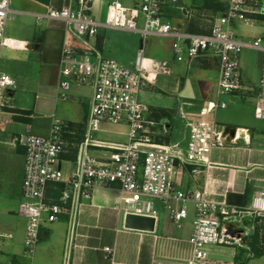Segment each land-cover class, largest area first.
I'll return each instance as SVG.
<instances>
[{
  "label": "built area",
  "instance_id": "built-area-1",
  "mask_svg": "<svg viewBox=\"0 0 264 264\" xmlns=\"http://www.w3.org/2000/svg\"><path fill=\"white\" fill-rule=\"evenodd\" d=\"M256 1L227 0L225 12L206 34L182 31L171 24L168 9L177 8L187 13L179 6L178 0H136L133 7L115 0L108 6L104 23L90 16L91 0H77L78 10L72 7L48 9L44 18L63 21L67 25L66 31L72 34L71 38L65 39L62 48L59 90L68 92L72 85L85 86L92 90L93 95L89 101L83 140L78 145H71L77 148V156L68 179H64L62 170L56 167V162L69 147L64 140L65 134L69 133L67 123L53 121L47 136L20 134L12 140L13 147L24 148L21 185L24 201L20 213L26 219L24 256L31 261L30 264H35L33 259L44 222L55 223L67 217L72 244L83 201L89 199L96 188L115 186L121 193V199L114 210L122 211L125 216L150 217L158 222L157 203H160L168 210L170 220L180 226L188 216L187 203H193L192 257L186 262L156 261L155 264H222L213 258V250L240 246L248 236L244 221L252 216L264 217V188L248 205L236 207L226 202L207 200L205 191H183L177 182L182 169L192 168L194 174L201 168L209 169L213 166L209 160L213 149L237 142V137H231L228 128L226 131L217 128L215 113L227 108L222 96L247 99L245 93H254L251 98L254 116L264 121V35L242 42L230 29L233 23L246 24L249 21L248 15L256 12ZM13 14L11 0H0V113L16 110L17 82L3 71L4 52L26 48L25 43L6 36ZM38 18L40 21L41 17ZM140 21L142 28H139ZM103 29L138 33L143 40L149 36L172 38L173 55L178 61L211 58L218 62L216 99H206L198 106V111L191 114H187L183 106L180 108V116L189 129L184 143L157 145L153 142L156 124L150 118V106L141 99L147 85H153L160 75H170V64L145 57L144 49L138 51L130 67L104 58L93 47H87L86 42ZM77 41L85 47L74 46ZM244 49L259 51L263 55L260 79L255 89H249L242 79L240 57ZM59 98L67 99L65 95H59ZM189 102L185 105L195 106ZM104 123L126 126L128 143L97 140L94 135L102 132ZM4 130L5 121L0 120V131ZM239 130L243 129H236ZM245 131L250 133L248 129ZM243 140L248 141L249 138L243 136ZM90 148L101 150L103 155L91 157ZM50 184L63 186L56 202L47 201ZM11 238L12 235L0 232V244L1 240ZM104 253V258L114 264V249L106 247Z\"/></svg>",
  "mask_w": 264,
  "mask_h": 264
},
{
  "label": "crops",
  "instance_id": "crops-1",
  "mask_svg": "<svg viewBox=\"0 0 264 264\" xmlns=\"http://www.w3.org/2000/svg\"><path fill=\"white\" fill-rule=\"evenodd\" d=\"M91 1V14L94 15L98 13L99 5L108 0ZM118 1L123 3L122 0ZM256 2L257 5L254 6L256 12L248 15L249 21L246 24L233 23L230 25L231 31L239 41L250 42L264 35V0ZM223 3L226 4L227 0ZM50 7L78 9V2L77 0H11V10L14 14L7 25L6 36L25 43L26 48L21 51H5L2 68L5 73L16 80L17 91L27 96L21 100L23 102L21 107L11 111V118L18 112H31V116L27 123L18 122L12 118L8 126H12L10 135L13 140L19 134L47 136L53 121L60 118L67 122L69 133L65 134L64 140L69 147L67 152L61 155L60 160L64 165H70L69 175L64 177L68 179L77 156V148L71 145L75 144L73 141L78 131L84 130L87 118L84 122L82 121L84 109L79 107L78 101L81 99L74 94L70 95L73 101L70 105H60L62 100L59 98L58 84L62 48L65 39L71 38L72 34L66 31L67 25L63 21L44 18ZM185 9L186 14L177 8L167 10L171 24L182 31L190 32L191 29L193 33H209L213 23L221 16L220 12L212 13L211 10H202V12ZM206 16H211L213 21L209 23L207 20L209 17ZM38 17H41L40 21ZM137 35L140 34L125 30L103 29L95 38L87 39L86 42L87 47H93L104 58L114 59L130 67L137 55L135 53L139 51L137 42H134ZM162 39L168 41L169 44L168 46L160 44L164 49V55L168 57L172 55L175 59L172 51L173 39ZM73 45L78 48L85 47L80 41ZM244 51L257 52L261 55L257 71L254 67L256 64H251L246 56L243 57ZM262 58L261 52L252 49H244L241 54V75L244 84L249 89L257 87ZM161 61L170 64L172 73L173 61L171 59ZM178 62H184L185 67L177 72L179 79H177L175 89L172 90L177 100L174 98L166 100L155 93H150L149 90L156 87V81L153 85H147L143 91V98L151 109L150 118L157 126L152 136L153 142L157 145L182 144L188 138L189 129L186 127V121L183 126L178 124L174 126L172 121L166 123L165 118H169L168 114L173 105L178 106L179 103L191 101L195 104V108H198L206 99L214 100L217 96L219 72L216 60L201 58L192 62L186 60ZM245 95L250 101L229 96V102L233 105L253 106L251 98L255 94L248 91ZM155 114L161 117L157 121L154 119ZM176 127L179 129L174 130ZM235 129L251 131L249 140L244 141L240 138L235 144L213 149L209 157L213 166L209 169L201 168L196 174L192 172V168L182 169L177 182L180 189L186 192L205 191V198L216 203H228L229 194L242 195L244 197L243 206L248 205L254 195L263 190L264 129L255 130L247 125L237 126ZM175 131L177 141L173 139ZM0 133L1 135L8 133V127L5 126V130ZM79 135L81 136V133ZM117 135L110 143H128L126 128ZM89 154L91 157L98 158L103 155V152L90 148ZM23 167L24 148H15L11 142L0 139V215L7 223L3 227L2 224L0 225L2 227L0 232L12 235V238L8 240H15L13 245L0 244V254L4 256L1 264H30L31 262L24 256L26 220L20 213V206L24 201L21 190L24 177ZM59 194L60 185L50 184L47 189V201H58ZM120 199L121 193L116 186L93 190L90 198L83 201L72 244L69 240L70 227L67 217L55 223L44 222L40 229V240L33 259L34 263L110 264L104 258L106 247L114 249V264H155L156 261L176 263L186 262L192 257L190 237L195 216L192 202L187 203L189 212L185 222L188 221L189 224L181 225V222L180 226H177L170 220V216L163 222L158 216L154 232H141L124 227V213L114 210V207L120 203ZM157 205V210L158 208L167 210L160 203ZM19 221H21V232H16L11 227ZM223 248L225 247L215 248L216 253L219 255L217 250ZM233 256L235 254L230 253L228 261H231ZM258 261L260 258L251 259L247 264Z\"/></svg>",
  "mask_w": 264,
  "mask_h": 264
},
{
  "label": "rangeland",
  "instance_id": "rangeland-1",
  "mask_svg": "<svg viewBox=\"0 0 264 264\" xmlns=\"http://www.w3.org/2000/svg\"><path fill=\"white\" fill-rule=\"evenodd\" d=\"M115 0H108V1H103L99 7L98 13L92 16L96 21L100 23H104L106 20V15L108 11V6ZM123 4L127 7H133L134 4H136V0H122ZM179 1V6L187 9H192L197 10V11H202V10H211L212 13H217L215 12L212 8H209V5L205 2V0H178ZM219 2L223 3L225 0H218ZM223 1V2H222ZM223 5H226L223 3ZM191 7V8H190ZM78 10V9H75ZM226 10V6H225ZM203 12V11H202ZM225 12V11H224ZM209 14V12H206ZM211 15V14H210ZM213 16V15H212ZM209 17V16H206ZM208 22H212L213 18L211 16L207 19ZM143 24L140 21L139 23V28H142ZM72 37V36H71ZM134 42H137V48L144 49V56L149 57L155 60H165V59H171L173 61L174 67L173 72L166 76V75H160L158 76L156 80V87L152 88V90H149L150 93H155L159 95L163 99H168V98H174L177 100V96L174 95L173 91L176 86L177 79V72L180 70H183L185 67L184 62H178L176 59L173 58L172 55L170 57L164 55L163 48L161 47L162 44H167L168 46V41H163L162 38H158L155 36H149L146 40H143V38L140 35H137L136 38L134 39ZM170 43V42H169ZM137 53H135L136 55ZM247 57L251 64H256L255 69L257 71L258 63L261 59V55L257 52H249V51H244L243 57ZM135 57V56H134ZM5 65V64H4ZM262 66V64H261ZM189 89V88H188ZM60 95H65L66 100H62L60 102V105H70L73 101L70 99V95L74 94L78 96L81 100L78 101L79 107H82L84 109V114H83V119L82 121H85V118L88 116V110H89V101L92 98V90L90 88H87L85 86H73L71 87L70 91L64 92V91H59ZM144 93V92H143ZM143 95L141 96V99L144 103H146L145 99L143 98ZM26 95H22L19 93V91H16L15 96H14V103L16 108L21 107V100H24L26 98ZM216 99V98H215ZM172 100V99H171ZM221 100L226 102L227 108L226 109H219L215 113V120L217 123V128L221 131H226L227 128H236L237 126H242V125H247L250 126L251 128L255 130H263L264 129V121L263 120H257L254 116V107L253 106H244L242 104H236L233 105L232 103L229 102V96H222ZM238 101V100H237ZM189 101H186L184 103H179L178 106L177 104L173 105L171 111L169 112V118H165L167 121L166 123H170L171 121L173 122L174 126L176 124L183 126L185 123V120L182 119L180 116V108L183 106V110L187 114L194 113L195 111H198V108H195V106H186ZM156 117L160 115H154ZM13 118V117H12ZM11 118V112H5V113H0V120H5V126L8 127V133L2 134L0 133V139L4 140L6 142H11L12 143V137L10 135V131L12 129V126L10 125V120ZM59 117H57L58 119ZM156 121L157 119L154 118ZM61 122L67 123L63 121L62 119H58ZM87 121V119H86ZM86 121L84 123V130H85V125ZM82 122V123H83ZM16 128V127H13ZM127 127L123 125H111L104 123L101 126L102 132H98L94 135V137L97 140H101L104 142H110L114 141L115 137L118 136V132L124 131V129ZM179 129V127L174 128V130ZM157 130V126L153 128V133L155 134V131ZM173 134V139L177 141V132L175 131ZM20 135V134H19ZM153 136V134H152ZM10 146V145H9ZM8 146V148H10ZM56 167L60 168L63 172L64 177L69 175L70 171V165H64L61 160H58L56 162ZM1 211V210H0ZM158 216L160 220L163 222L165 219L169 217L168 211L165 210L164 208H158ZM189 219V218H188ZM26 220V219H25ZM0 222L1 226L3 227L4 224H7L5 222V219L3 218L2 215H0ZM9 224V223H8ZM181 224V223H180ZM189 224L188 221L185 222L182 221L181 225ZM11 225V224H10ZM26 226V225H25ZM244 226L247 228V233L248 236L244 237V240L240 243V246L234 245L233 247H225L223 249H218L219 255L216 253L215 250L214 257L216 260H218L222 264H247L251 259H256L258 257L255 256L256 250L258 252H261L262 256H260V261L253 262L252 264H264V217H248L247 220L244 221ZM0 227V228H2ZM16 232L20 231L21 232V221L16 222V225L13 227ZM25 236V235H24ZM4 243L6 245H13L15 244V240L11 241L8 239H3L1 240V244ZM234 253L235 256H233L231 261H228L229 259V254ZM4 256L0 254V264L3 262ZM225 260V261H223Z\"/></svg>",
  "mask_w": 264,
  "mask_h": 264
},
{
  "label": "water",
  "instance_id": "water-1",
  "mask_svg": "<svg viewBox=\"0 0 264 264\" xmlns=\"http://www.w3.org/2000/svg\"><path fill=\"white\" fill-rule=\"evenodd\" d=\"M251 132V131H250ZM228 133L231 137L235 136L236 129L228 128ZM227 202L229 205L242 207L244 204V197L237 194H229L227 197ZM155 219L150 217H142L132 214H127L125 216L124 227L130 230H136L141 232H154L155 230ZM234 233V231H232Z\"/></svg>",
  "mask_w": 264,
  "mask_h": 264
},
{
  "label": "trees",
  "instance_id": "trees-1",
  "mask_svg": "<svg viewBox=\"0 0 264 264\" xmlns=\"http://www.w3.org/2000/svg\"><path fill=\"white\" fill-rule=\"evenodd\" d=\"M205 2L207 3V5H209V8H212L217 13H219V12L223 13L225 11L226 5H223V3L219 2L218 0H205ZM190 32H194V31L190 29ZM30 116H31V112H22V113L18 112V113L14 114L13 118L15 121L27 123L30 121ZM160 118L161 117H156L157 120H159ZM80 133H81V136L79 135ZM83 137H84V130H82L80 132L78 131L76 139L73 141V143H75V145H78L83 140ZM74 149H76V148H74ZM62 189H63V186L60 185V190H62ZM255 252H256V254H255L256 257L259 258L260 256H262L261 252H258L257 250Z\"/></svg>",
  "mask_w": 264,
  "mask_h": 264
},
{
  "label": "bare ground",
  "instance_id": "bare-ground-1",
  "mask_svg": "<svg viewBox=\"0 0 264 264\" xmlns=\"http://www.w3.org/2000/svg\"><path fill=\"white\" fill-rule=\"evenodd\" d=\"M235 136L237 137V140H239L240 138L243 139V136H245V138H249L248 137L249 132H246L245 130H239V131H236ZM238 237H241V236L238 235Z\"/></svg>",
  "mask_w": 264,
  "mask_h": 264
}]
</instances>
